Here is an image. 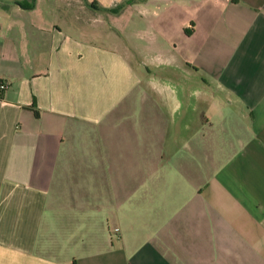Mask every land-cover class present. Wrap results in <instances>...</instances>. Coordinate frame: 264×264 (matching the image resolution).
<instances>
[{"label":"crops","instance_id":"crops-1","mask_svg":"<svg viewBox=\"0 0 264 264\" xmlns=\"http://www.w3.org/2000/svg\"><path fill=\"white\" fill-rule=\"evenodd\" d=\"M0 82V264H264V0H0Z\"/></svg>","mask_w":264,"mask_h":264},{"label":"trees","instance_id":"trees-1","mask_svg":"<svg viewBox=\"0 0 264 264\" xmlns=\"http://www.w3.org/2000/svg\"><path fill=\"white\" fill-rule=\"evenodd\" d=\"M90 6H93V7H94L95 5H94V3H91ZM121 6H122V5L120 4V5L116 6V7L113 8V9H110V10H111L112 12L116 13V12H118V11L120 10ZM0 96H1V90H0Z\"/></svg>","mask_w":264,"mask_h":264},{"label":"built area","instance_id":"built-area-1","mask_svg":"<svg viewBox=\"0 0 264 264\" xmlns=\"http://www.w3.org/2000/svg\"><path fill=\"white\" fill-rule=\"evenodd\" d=\"M6 88V84L5 83H2L0 82V90H4Z\"/></svg>","mask_w":264,"mask_h":264},{"label":"rangeland","instance_id":"rangeland-1","mask_svg":"<svg viewBox=\"0 0 264 264\" xmlns=\"http://www.w3.org/2000/svg\"><path fill=\"white\" fill-rule=\"evenodd\" d=\"M121 17L124 18V15H122Z\"/></svg>","mask_w":264,"mask_h":264}]
</instances>
